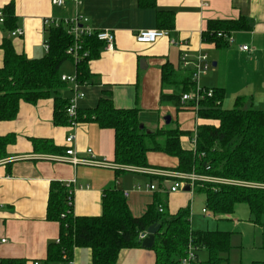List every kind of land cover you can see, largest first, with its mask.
<instances>
[{
    "label": "crops",
    "instance_id": "1",
    "mask_svg": "<svg viewBox=\"0 0 264 264\" xmlns=\"http://www.w3.org/2000/svg\"><path fill=\"white\" fill-rule=\"evenodd\" d=\"M10 3L14 5L16 28L23 29L24 34L11 36V31L0 25V67L4 63L1 44L9 37L18 53L29 58L43 57L47 29L51 24L47 21L53 16L79 14L88 18L93 29L115 33L113 50L103 46L98 58L89 63L97 84L83 85L85 97L77 102L81 110L96 107L104 92L109 91L117 107L139 108L140 121L148 130L175 128L177 124L183 128L184 122L178 118L171 126V122L166 123L168 112L174 113L177 109L169 102H162L161 94L174 91L173 87L164 88L163 85L166 64L180 77L190 71L181 64L184 50L192 58L200 51L208 54L211 67L215 69L213 76L208 74L211 68L205 74L208 80L204 86L224 88L223 104L227 102L234 106L236 99L242 97L246 105L264 110V0H155V6H140L139 0H66L64 8L54 6L52 0H0V9ZM158 10L170 13L171 25L160 24ZM241 16L249 20L251 27L223 37L226 45L216 47L214 43L204 41L203 32L210 20L239 19ZM154 28L168 30L169 36L152 44L136 41L138 31ZM171 39L184 44L175 45ZM242 45H247L249 50H242ZM59 94L71 98V85L66 84ZM54 96L52 94L36 103L21 101L15 118L0 122V135L9 134L13 138L7 146V157L0 159V260H21L23 264H65V260L46 259L49 243L58 241L61 230L60 222L47 219L53 182L63 185L71 182L73 212L77 216L100 215L104 191L108 188L122 191L135 216L147 211L156 193L167 201L172 214L189 204L188 191H169L172 179H165L160 187L159 179L132 169L117 172L112 163L113 129L101 128L94 120L80 121L75 128L54 124ZM197 122L200 124L205 120L195 118L194 129ZM212 124L217 125L218 121L212 120ZM70 134L75 135L74 147L79 156L103 159L106 163L73 165L56 159L65 151L59 153L53 148L65 150L66 137ZM192 137L188 141L190 146L182 140L185 148L193 147ZM35 139L48 140L53 147L50 151L41 149L34 144ZM87 149H92V154H88ZM151 155L153 158L155 153L148 154L150 164L172 166L157 163L155 158L151 161ZM127 172L138 175L139 179L125 182L120 177ZM151 184L156 189L151 190ZM137 185L141 189L135 188ZM236 219L234 217L231 221ZM3 238L7 239L6 242L1 241ZM156 257L151 248H129L121 251L117 264H156ZM72 259L74 264H92L91 250L77 247ZM263 261L257 259L253 263Z\"/></svg>",
    "mask_w": 264,
    "mask_h": 264
},
{
    "label": "trees",
    "instance_id": "2",
    "mask_svg": "<svg viewBox=\"0 0 264 264\" xmlns=\"http://www.w3.org/2000/svg\"><path fill=\"white\" fill-rule=\"evenodd\" d=\"M139 5L155 6V0H139ZM2 11L4 22L1 25L9 31L16 29L14 5L10 3ZM157 19L162 25H171L173 20L169 12L162 10L157 11ZM250 27L249 20L244 16L239 19L210 20L203 32V39L222 47L227 44L223 37ZM47 33L49 48L41 58H29L18 53L10 37L1 44L4 63L0 67V122L13 120L19 112L21 101L36 103L54 94V124L69 125L71 119L66 109L70 98H63L59 94L68 84L61 79V68L66 61L74 64L79 83L97 84L89 63L98 58L104 43L95 36L85 37L81 42V57L76 62L67 53L73 40L65 27L50 26ZM162 79L164 88L173 87L174 91L162 93L161 101L169 102L177 110L194 112V108L181 102L183 94L196 88L191 71L180 77L166 64ZM212 89L213 95L201 99L197 115L201 119L218 121V124L200 123L192 148H185L182 144L183 136L189 134L194 137L192 131L178 124L175 128L150 131L140 121L139 108L117 107L109 91L104 92L96 107L85 110L78 108L76 120H94L101 128L114 130L112 163L117 172L141 167L206 176L214 181L195 183V187L206 195V211L209 210L218 219L232 220L238 205L244 204L259 219L264 212V110L246 105L242 97L236 99L233 108H224V88ZM12 140L9 134L0 135V159L7 157V146ZM34 144L47 151L53 147L45 139H35ZM53 149L59 153L65 151L58 147ZM150 152L171 157L175 164L154 166L148 161ZM149 176L159 179L160 187L167 180L165 177ZM70 198L73 197L66 185L52 183L47 219L60 222L61 230L58 241L48 245V261L64 260V254L72 258L74 249L78 247L91 250L92 264H117L122 250L143 247L139 234L153 224L161 226L151 247L156 252V264H180L190 244L196 249L194 264H223L227 260L223 254L231 249V231L193 230L190 204L172 214L167 201L159 193L141 216L132 213L126 197L116 188L105 189L102 213L97 216L75 215L73 205L69 204ZM159 206L163 207L162 211H159ZM202 250L208 252V258L203 261L199 259ZM0 264H23V261L4 259L0 260ZM255 264H264V261Z\"/></svg>",
    "mask_w": 264,
    "mask_h": 264
},
{
    "label": "built area",
    "instance_id": "3",
    "mask_svg": "<svg viewBox=\"0 0 264 264\" xmlns=\"http://www.w3.org/2000/svg\"><path fill=\"white\" fill-rule=\"evenodd\" d=\"M52 4L58 8H64L66 5V0H52ZM50 21V26H64L67 33L72 37L73 43L72 45L67 49V53L73 57V59L77 62L78 59L81 57L80 52L82 51L81 42L83 39L87 36H95L99 41L103 42L105 47L109 50H113L116 35L111 30H98L93 29L90 24L88 23V18L82 16V15H74V16H62V17H51L48 19L47 22ZM4 22V15L2 9H0V25ZM24 34V30L20 28H16L10 32L11 36L19 37ZM169 31L162 28H154V29H144L140 30L135 34V39L138 43L142 44H152L158 41L159 39L163 37H168ZM171 42L175 45H183L184 43L182 41H177L174 39H171ZM44 47L46 52L48 51L49 45L47 40L44 43ZM242 50H249V47L247 45L241 46ZM181 64L185 69H188L192 73V78L196 82V88L189 92L185 93L182 96L181 102L183 105H188L192 108H194V113L196 115V119L200 118L197 115V111L199 109V104L202 98H204L206 95L211 96L213 95V89L203 87L199 84V78L202 75H205L209 69L211 68V61L209 59V56L206 52L200 51L195 57H191L189 52L184 50L181 53ZM61 79L71 85V89L73 92V96L69 99V105L66 109L68 116L71 119V123L69 126L72 128H75L78 125V121L76 120L77 117V111L78 106L77 102L79 99L85 97V91L83 90V84L79 83L77 80L76 74H62ZM199 123L197 122L194 132L195 135L192 139V144L195 146L196 143V135H197V127ZM74 141H75V135L70 134L66 137V149L65 153L63 155H59L55 157L56 159L62 161V162H69L73 165H78L80 163H94V164H105L106 161L103 159H96V158H85L78 155V150L74 147ZM86 152L88 154H92V149H87ZM132 170L139 172V173H149V174H165L170 177H172L173 184L170 186L169 191L170 192H177L181 186L185 187L186 185H190L191 190L193 187H195L196 181H214V179L197 175L194 173L186 174V173H179V172H173V171H157L153 169H145L141 170L138 168H131ZM67 188L72 196L73 193V187L71 182L67 183ZM151 190L155 189V185L151 184L149 185ZM137 189H141L140 185L135 186ZM127 195V193L125 192ZM70 205H73V198H70L69 201ZM163 207L159 206V211H162ZM203 212L206 213V209H203ZM64 216V215H63ZM148 235L147 229L142 231L139 234V240L143 241L144 238H146ZM6 238H3L1 241L6 242ZM195 246L193 244H190L185 256H183L180 259V264H194V261L196 259L195 255ZM64 260L65 264H74V261L72 258H69L67 254H64ZM35 264H39L38 262H35Z\"/></svg>",
    "mask_w": 264,
    "mask_h": 264
},
{
    "label": "rangeland",
    "instance_id": "4",
    "mask_svg": "<svg viewBox=\"0 0 264 264\" xmlns=\"http://www.w3.org/2000/svg\"><path fill=\"white\" fill-rule=\"evenodd\" d=\"M214 67L212 66L210 71L208 72L209 77L213 76ZM75 66L71 61H66L61 68L62 74H75ZM205 80H208L205 75H202L199 78V84L203 87ZM231 88V87H230ZM233 105L228 104L225 102L223 104L224 108H233ZM172 112V111H171ZM171 112H168L167 115L173 116V123L175 124V121L180 120L181 122H184V129L192 131V135H195L194 132V124H195V114L193 112L189 111H183V110H175L173 115ZM176 112V114H175ZM178 113V115H177ZM184 120V121H183ZM207 124H212L211 119H204ZM172 124H168L171 126ZM184 140V144L188 145V141L190 140V135L187 134L182 137ZM190 146V145H188ZM155 155L152 158L151 161L155 158L157 163H164L167 165L172 166L175 164V160L171 157H168L160 152H154ZM149 157V159H150ZM132 168H138L141 170L145 169H151V168H141V167H132ZM160 171L159 169H153ZM163 171H170V170H163ZM146 175L151 176H158L160 178H167L168 180H171L172 177L165 175V174H149L143 173ZM138 175L127 172L126 174L122 175L120 178L124 179L125 182H132L136 181L139 178H137ZM141 180V179H140ZM139 180V181H140ZM158 185V181L156 182ZM184 187L181 186L179 188V192L183 191ZM189 192V204L191 209V215H190V224L191 228L193 230H199V231H207V230H217V229H224V230H230L232 232L231 234V249L228 253H224L223 257H225L227 260L224 261L223 264H255L253 263L257 259H263L264 260V212L261 214L259 219L252 214L248 208L247 205L241 204L238 205L236 213L233 217L237 218L232 222L231 220H225V219H218L215 215H213L209 210L204 213L203 209H207L206 205V195L202 191H199L198 188L193 187V189ZM260 223H256L259 222ZM208 258V252L206 250H202L199 252V259L200 260H206Z\"/></svg>",
    "mask_w": 264,
    "mask_h": 264
},
{
    "label": "water",
    "instance_id": "5",
    "mask_svg": "<svg viewBox=\"0 0 264 264\" xmlns=\"http://www.w3.org/2000/svg\"><path fill=\"white\" fill-rule=\"evenodd\" d=\"M171 118L172 117L170 115H167L165 117V121H166L167 124H169L171 122ZM183 190L190 191L191 190L190 185H186ZM160 227L161 226L159 224L158 225L157 224H153L150 227H148V229H147L148 235L142 241V246L143 247L151 248L154 245L155 235L158 232V230L160 229Z\"/></svg>",
    "mask_w": 264,
    "mask_h": 264
},
{
    "label": "bare ground",
    "instance_id": "6",
    "mask_svg": "<svg viewBox=\"0 0 264 264\" xmlns=\"http://www.w3.org/2000/svg\"><path fill=\"white\" fill-rule=\"evenodd\" d=\"M191 132V131H190Z\"/></svg>",
    "mask_w": 264,
    "mask_h": 264
}]
</instances>
